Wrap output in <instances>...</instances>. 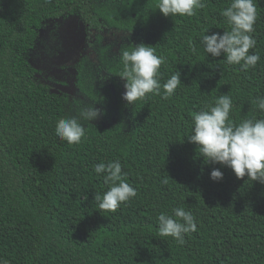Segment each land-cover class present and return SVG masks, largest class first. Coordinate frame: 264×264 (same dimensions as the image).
Returning <instances> with one entry per match:
<instances>
[{
    "label": "trees",
    "instance_id": "1",
    "mask_svg": "<svg viewBox=\"0 0 264 264\" xmlns=\"http://www.w3.org/2000/svg\"><path fill=\"white\" fill-rule=\"evenodd\" d=\"M156 2L0 0V264H264V184L206 163L187 140L193 114L221 94L232 99V121L264 119L254 103L264 97V0H254L249 50L260 60L247 69L200 43L206 30H228L221 12L231 0H203L194 15L169 17ZM68 16L82 23L90 52L98 46L95 61L84 56L76 67L78 100L107 110L82 121L85 135L72 145L54 129L77 115L79 101L39 80L29 63L43 26ZM109 38L119 42L111 55ZM141 42L164 58L161 85L178 71L181 84L167 99L161 89L128 105L121 54ZM84 62L112 90L95 83ZM113 161L136 190L115 212L94 200L108 190L94 166ZM213 168L223 172L219 182L209 178ZM175 207L191 211L197 225L183 245L158 233V215Z\"/></svg>",
    "mask_w": 264,
    "mask_h": 264
},
{
    "label": "clouds",
    "instance_id": "2",
    "mask_svg": "<svg viewBox=\"0 0 264 264\" xmlns=\"http://www.w3.org/2000/svg\"><path fill=\"white\" fill-rule=\"evenodd\" d=\"M203 0H157L156 9L164 17L192 16L195 10L203 8ZM221 15L226 18L228 30L222 34H203L200 43L212 57H224L229 65H240L247 69L255 67L260 60L258 53L249 54L256 47L254 33L257 7L254 0H231ZM164 58L155 54L154 48L141 43H134L121 54V69L118 77L124 81L121 99L126 104L144 98L148 94H161L167 99L181 84L179 71L170 76L165 83H160V66ZM257 108L264 112V97L254 100ZM233 102L229 95L221 94L214 103L207 104L193 114L192 128L187 140L197 145L201 157L206 163L220 164L232 170L237 179L250 178L264 184V119H244L239 123L232 121L230 111ZM105 110L95 104L82 105L77 115L65 116L55 123V135L69 145L79 144L85 135L82 121L99 120ZM94 172L104 173V183L108 190L95 194L94 200L100 209L115 212L122 203L136 196V190L123 177L119 161L101 162L94 166ZM211 180L219 182L223 172L213 168ZM160 236H170L177 244L185 243V234L197 231L194 215L183 207L172 209V215L160 213L157 217Z\"/></svg>",
    "mask_w": 264,
    "mask_h": 264
},
{
    "label": "rangeland",
    "instance_id": "3",
    "mask_svg": "<svg viewBox=\"0 0 264 264\" xmlns=\"http://www.w3.org/2000/svg\"><path fill=\"white\" fill-rule=\"evenodd\" d=\"M85 42L84 27L76 16L48 21L40 30L29 58V63L37 71V78L43 83L54 87V89L65 93L69 98L73 97L72 99L79 101L78 99L82 95L75 85L76 67L84 56L89 57L92 62L95 61L96 50H98L96 49L97 46L94 53L90 52L91 50L86 47ZM106 44L110 48L107 51L110 52V55L119 46L116 38H109ZM108 58L110 56H107V61L109 60ZM104 64L109 66L112 63L104 62ZM82 66L86 70L90 68L91 76L95 83H105L104 80L99 79L100 73L94 66L88 64V68H86V62ZM106 88L112 90V87L108 85H106ZM109 102L110 106L107 109L112 111L111 98H109ZM89 104L88 101L81 98L76 107L80 108L82 105ZM104 110L107 111L106 109Z\"/></svg>",
    "mask_w": 264,
    "mask_h": 264
}]
</instances>
